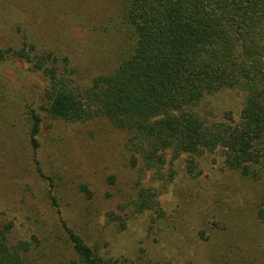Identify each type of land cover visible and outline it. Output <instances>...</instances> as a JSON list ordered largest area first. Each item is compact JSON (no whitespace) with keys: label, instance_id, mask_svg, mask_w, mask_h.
I'll return each instance as SVG.
<instances>
[{"label":"trees","instance_id":"trees-1","mask_svg":"<svg viewBox=\"0 0 264 264\" xmlns=\"http://www.w3.org/2000/svg\"><path fill=\"white\" fill-rule=\"evenodd\" d=\"M68 6L67 24L55 30L66 46L42 49L31 42L15 52L43 74L41 91L23 94L20 103L16 93L22 90L14 92L0 73V105L21 107L24 117L11 123V131L22 126V143L53 189H63L64 175L53 164L46 176L38 152H62L72 124L80 140L84 128L123 135L131 167L139 157L144 170L161 174L169 151L177 157L222 148L230 170L264 180V0H72ZM10 51L0 48L1 63ZM30 84L28 91H35L37 83ZM227 89L242 96L237 120L215 119L208 103ZM139 187L137 211H159L156 191ZM78 189L92 198L87 183ZM50 195L74 254L65 264H129L90 245ZM256 210L264 224V197ZM35 221L29 239L17 238L15 219L0 210V264H41V243L55 247L54 229Z\"/></svg>","mask_w":264,"mask_h":264},{"label":"rangeland","instance_id":"rangeland-1","mask_svg":"<svg viewBox=\"0 0 264 264\" xmlns=\"http://www.w3.org/2000/svg\"><path fill=\"white\" fill-rule=\"evenodd\" d=\"M71 1L0 0V48L12 50L0 62V73L10 79L14 92L22 90L16 93L18 102L23 103V94L33 97L46 81L30 61L15 52L28 50L31 42L42 49L66 46L55 30L67 24L63 16ZM34 82L37 89L28 91ZM208 103L215 119L237 120L242 96L232 89L222 90L210 96ZM10 109L1 103L0 210L15 219L13 235L17 238L29 239L36 231L37 218L48 230L54 229L55 247L41 241L36 256L44 253L46 257L37 262L65 264L74 256L57 207H53V191L69 225L104 256L129 264H264V224L256 218L264 180H248L230 170L222 148L177 157L169 151L158 174L144 170L139 157L133 167L128 164L123 135L84 128L83 141L78 139L77 125L72 124L65 128L69 139L62 152L49 154L45 147L38 152L46 176L53 164L64 175L65 186L56 191L37 172L38 163L22 143V126L14 129L15 134L11 131V123L24 120L19 112L22 108ZM80 183L88 184L92 198L79 191ZM141 185L156 191L159 211H137L134 199Z\"/></svg>","mask_w":264,"mask_h":264}]
</instances>
